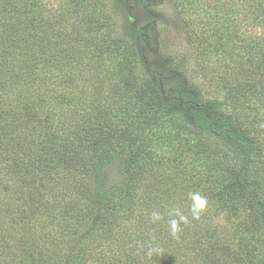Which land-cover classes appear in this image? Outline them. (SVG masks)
Here are the masks:
<instances>
[{"label": "trees", "instance_id": "obj_1", "mask_svg": "<svg viewBox=\"0 0 264 264\" xmlns=\"http://www.w3.org/2000/svg\"><path fill=\"white\" fill-rule=\"evenodd\" d=\"M17 1L14 22L6 9L0 14V38L15 47L0 43V264H264V133L262 123L248 124L264 101V31L253 33L247 14L254 8L253 21L264 26V0H214L201 30L192 19L173 23L199 55L211 46L225 51L221 66L233 63L236 72L221 95L205 93L188 73L189 58L159 43L164 18L152 6L163 0H113L109 15L105 4L94 11ZM172 2L183 17L204 0L185 11L182 0ZM134 7L149 17L146 25L131 16ZM115 17L123 37L112 36L110 49L132 47L151 91L148 114L135 115L128 94L110 98L103 82L92 86L95 96L76 83L104 72L100 39L115 31ZM217 74L213 81L227 79ZM87 97L98 101L76 105ZM167 123L223 146L218 159L227 164L232 197L247 200L253 217L243 228L226 234L202 219L206 213L167 219L168 206L152 196L162 165L150 156L152 131Z\"/></svg>", "mask_w": 264, "mask_h": 264}, {"label": "rangeland", "instance_id": "obj_2", "mask_svg": "<svg viewBox=\"0 0 264 264\" xmlns=\"http://www.w3.org/2000/svg\"><path fill=\"white\" fill-rule=\"evenodd\" d=\"M45 1L54 9H60L63 3H67V7L71 6V8L84 3L85 9L90 7L94 11H101L104 9L103 5L105 4V12L107 15H109V10L114 9L113 0ZM190 1L192 0H182L181 9L183 11L186 10V6L189 7L191 5ZM131 2L133 1L130 0V3ZM213 2L214 0H206V2L204 0L202 5H197L196 7L193 5V8H190L188 13L184 14L183 17H181L180 14L177 15L174 7L175 4L172 0H163L162 5L155 4L152 6V10H155L157 14H161L164 18L163 23L161 22V24H159V22H157L158 34H160L159 43H162L164 50L172 54L175 58L184 59L185 56L187 59L189 58L188 63L190 69L188 73L193 74L192 78L194 81L205 84V87H203L205 93L217 95L219 93V95H221L226 92L225 85H229L228 82L234 80L233 74L236 72L233 63L227 67L221 66L220 60L224 62L223 55L225 51L212 49L211 46L208 50L202 51L199 55V52L193 49L194 47L189 40L188 32L177 29L174 26L178 21L183 23V20L187 18L188 20H193V28L201 30L206 21L210 20L214 13L212 8L214 9L215 5ZM17 4H20L17 0H0V14L6 9V12L12 15V22H14L16 19L14 12L16 11ZM130 12L132 17L138 19L136 22L142 24L148 23L149 17L146 16L139 7H134ZM254 13H257V11L252 7L247 11V14L250 16V29L255 34L261 33L264 31V26L263 24H257L253 21ZM7 19L9 20V17ZM115 19L117 22L115 31L113 29L108 36L102 35L100 39V45L102 46L100 60L103 62L104 72L100 74L99 79L96 78L89 82L91 78H87L88 81L85 82L83 78H81L77 80L76 83L79 82V89H84L89 94L94 95L97 94V91L92 86H96L99 82H103L105 84L104 91L110 98L119 91V93L128 94L130 95L129 99L138 104L134 114H148L147 111H153L150 97L151 91L144 73L140 70L141 65L136 60L137 57H134L132 47L128 43L117 42L116 49H110L112 36L123 37V23L121 17H115ZM245 22L248 24L249 20L246 18ZM151 33L152 30H150V34ZM152 35L153 37L155 36L154 33H152ZM7 39V37H4V39L1 37L0 43L3 41V43H6L7 47L10 46L9 48L14 50L15 47L11 45V42ZM151 43L153 47L156 46V43L153 41H151ZM236 47L238 51L242 50L241 46ZM192 54L200 58H193ZM206 60L208 63L205 62ZM208 66L214 69L210 70ZM214 70H218L219 72L215 71L217 73L226 75L227 79L220 78L219 81H213L212 77L218 75L217 73H213ZM240 73H242V71L239 72V74ZM214 78L217 79V76ZM100 79H104V81ZM83 86H86V89ZM136 92H142L143 97L137 99V97L134 96ZM79 101L80 104L76 105L88 107L89 103H96L98 99L87 97L82 100L79 99ZM108 101L110 102V99H108ZM258 111H260L259 115L257 113ZM261 123V128L264 133L263 100L256 104V109L250 113L248 119V124H250L252 129ZM262 137H264V135ZM152 140L150 156L154 158L155 163L159 162L162 165L160 170H162L161 176L163 180L159 183L158 188L154 191L152 196H156L155 199L157 201L160 200L162 204L168 206L166 212H164V214L167 215V219L171 220L176 214L175 211L184 219L195 218L196 215H205L206 213V215L202 217L204 221L211 222L218 228L227 229L226 234L229 235L232 234L234 228L235 230L238 229V227L243 228L247 220H252V214H250L248 209V201L242 199V197H236V199L232 197L234 196V188H232L233 184H229L230 179L228 176L230 175L227 170V164L225 163L223 165L218 159V156H222L220 150H222L224 154L225 150L222 148L223 146L216 144L218 141L210 146L207 144L205 145L204 137L194 132L184 130L172 123H167L165 126L152 131ZM148 185L153 188L154 185H157V182L153 180ZM197 195L204 199L205 204L203 210L197 208L196 213H194V197Z\"/></svg>", "mask_w": 264, "mask_h": 264}, {"label": "clouds", "instance_id": "obj_3", "mask_svg": "<svg viewBox=\"0 0 264 264\" xmlns=\"http://www.w3.org/2000/svg\"><path fill=\"white\" fill-rule=\"evenodd\" d=\"M194 201L195 202L193 204V212L195 213L197 208H199V209L203 208L205 201L199 195L194 197ZM177 214H179V213H177ZM181 219H183V217H181ZM170 224H171L173 235H175L176 232L178 231V222L176 220H172V221H170Z\"/></svg>", "mask_w": 264, "mask_h": 264}]
</instances>
